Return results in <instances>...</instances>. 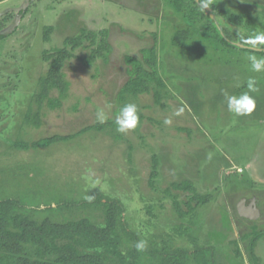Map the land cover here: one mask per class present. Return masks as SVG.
<instances>
[{
    "label": "rangeland",
    "instance_id": "1",
    "mask_svg": "<svg viewBox=\"0 0 264 264\" xmlns=\"http://www.w3.org/2000/svg\"><path fill=\"white\" fill-rule=\"evenodd\" d=\"M206 11L232 39L264 33V0H211ZM204 22L189 27L164 0H0V200H17L37 221L101 224L102 211L81 203L89 195L118 199L121 222L148 248L203 249L208 264H264V71H252L247 59L264 55L209 40ZM81 29L108 31L107 61L90 64L88 49L77 50L63 69L68 97L58 109L38 111L32 97L47 71L44 52ZM178 32L185 36L175 46ZM152 46L166 95L160 104L151 93L120 100L129 77L125 57L140 58ZM250 77L258 88L250 93L256 107L237 116L225 93L247 91ZM128 103L137 106L139 123L127 133L108 126L37 150L15 146L101 124L99 109L107 115L103 124L115 122ZM29 111L38 112L39 126L26 119ZM90 172L98 185L86 182ZM184 181L211 199L181 219L173 201L185 211L191 193L165 191ZM254 229L263 234L255 261L249 251ZM187 264L196 263L190 257Z\"/></svg>",
    "mask_w": 264,
    "mask_h": 264
},
{
    "label": "trees",
    "instance_id": "2",
    "mask_svg": "<svg viewBox=\"0 0 264 264\" xmlns=\"http://www.w3.org/2000/svg\"><path fill=\"white\" fill-rule=\"evenodd\" d=\"M175 13L182 16L189 27L204 22L203 34L209 40L226 47L244 49L264 55V50L249 47L246 41L249 36L238 35L235 39L229 37L211 14L202 12L196 0H164ZM52 28L45 32L48 38ZM185 34L178 32L173 39L175 46L182 43ZM4 37L0 35V39ZM241 45H235L234 43ZM88 49V63L98 60L107 61L111 47L107 30L97 32L81 29L71 37L63 40L62 46L45 51L43 61L48 64L47 71L39 78L38 89L32 97V103L37 110L42 107L54 110L61 107L68 97L70 84L64 74V66L75 58V52ZM140 58L126 56L125 63L128 68V80L119 91L120 100L127 97H137L151 93L155 104H160L162 94L165 96L166 85L159 75L156 47L144 48L140 51ZM26 119L32 120L39 126L38 112L35 115L28 112ZM116 126L115 122L95 124L79 130L75 134L66 136H51L32 142L31 144L18 142L16 148L20 150H37L55 143L69 141L89 131H104L106 127ZM157 162L154 160L151 178L155 177ZM171 190L190 192V200L185 203L187 210H182L180 204L174 199V210L178 217L183 219L195 213L201 206L209 203L211 197L196 192L191 182L172 183L165 191ZM83 207L99 208L103 213L104 222L95 224L87 218L67 221L65 223L53 222L49 219L37 221L31 216L21 212L17 200H0V264H140L145 258L149 264H187L190 257L196 264H208L205 251L196 249L188 252L183 249L146 248L137 251L135 245L138 237L127 231L121 222L124 206L118 199L95 196L91 201L81 203ZM122 232L132 244L127 246L123 241ZM249 251L253 261L256 242L262 233L254 229Z\"/></svg>",
    "mask_w": 264,
    "mask_h": 264
},
{
    "label": "clouds",
    "instance_id": "3",
    "mask_svg": "<svg viewBox=\"0 0 264 264\" xmlns=\"http://www.w3.org/2000/svg\"><path fill=\"white\" fill-rule=\"evenodd\" d=\"M196 3L202 12L211 8V0H196ZM254 49H258L259 46L264 45V33L258 34L255 38L246 41ZM250 62L251 69L254 72L264 71V58H258L256 55H249L247 57ZM239 87V83L236 85ZM247 91L242 92L239 95H226L227 106L230 112L237 116L250 115L255 107V99L250 95L252 92L258 91L256 81L254 78H248L246 82ZM96 119L98 123L103 124L107 120V115L103 109H99L96 113ZM139 123L138 108L134 103L125 104L120 110L115 119L116 130L119 133H127L130 130H134ZM169 123V121H165ZM86 182L92 186L99 184V180L95 178L94 173H89L84 177ZM89 201L94 199V196L89 195L87 197ZM137 251H143L146 248V241H138L135 245Z\"/></svg>",
    "mask_w": 264,
    "mask_h": 264
},
{
    "label": "water",
    "instance_id": "4",
    "mask_svg": "<svg viewBox=\"0 0 264 264\" xmlns=\"http://www.w3.org/2000/svg\"><path fill=\"white\" fill-rule=\"evenodd\" d=\"M212 16V15H211Z\"/></svg>",
    "mask_w": 264,
    "mask_h": 264
}]
</instances>
